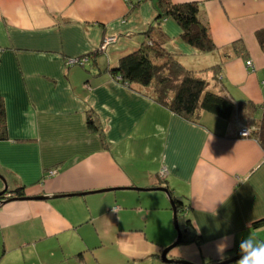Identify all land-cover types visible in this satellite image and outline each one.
<instances>
[{
  "label": "crops",
  "instance_id": "crops-1",
  "mask_svg": "<svg viewBox=\"0 0 264 264\" xmlns=\"http://www.w3.org/2000/svg\"><path fill=\"white\" fill-rule=\"evenodd\" d=\"M172 1L199 4L215 50L188 44L173 18L159 23L157 0H0L5 199L20 187L48 196L0 204V264H180L161 258L178 237L167 194L135 186L168 187L185 206L181 228L189 220L201 235L171 258L212 264L240 254L249 236L264 242V226H253L264 218V148L239 135L263 112L264 0ZM149 29L185 67L218 66L211 87L239 107L230 119L186 118L111 73ZM81 57L84 66L69 64Z\"/></svg>",
  "mask_w": 264,
  "mask_h": 264
},
{
  "label": "trees",
  "instance_id": "trees-1",
  "mask_svg": "<svg viewBox=\"0 0 264 264\" xmlns=\"http://www.w3.org/2000/svg\"><path fill=\"white\" fill-rule=\"evenodd\" d=\"M157 4L159 23L164 19L173 18L180 25L182 38L188 44L202 52L216 49L207 26L200 19L197 2L174 3L172 0H157ZM146 35V42L137 51L123 57L119 65L110 70L113 75L120 77L126 84H140L152 88L155 101L186 118L197 120L202 110L225 119H230L236 113L239 107L228 95L212 90V87L214 89L220 87L218 66L200 70L189 69L163 50L160 32L155 33L149 29ZM257 38L264 49V28L257 31ZM208 71H212V79L207 78ZM262 110V116L252 126L251 136H254L264 148V105ZM89 122L94 126L91 117ZM6 136V110L3 100L0 99V139ZM11 192L15 196H25L21 187ZM174 199L178 212L183 211L185 208L183 202L175 197ZM253 226L256 228L264 226V218L255 221ZM182 230L181 244L202 241L201 235L196 233L189 220L183 225Z\"/></svg>",
  "mask_w": 264,
  "mask_h": 264
},
{
  "label": "water",
  "instance_id": "water-1",
  "mask_svg": "<svg viewBox=\"0 0 264 264\" xmlns=\"http://www.w3.org/2000/svg\"><path fill=\"white\" fill-rule=\"evenodd\" d=\"M0 179H2V181L4 182V188L2 190H0V204L10 200V199H47L48 196L46 195H38V196H34V197H29V196H21V197H9L8 199H5V196L7 195V193L9 192L8 191V184L6 182V179L0 174ZM118 188H121V187H118ZM132 188H135L137 190H148V189H157V190H161V191H164L169 200H170V203H171V206H172V209H173V220H174V225L177 229V232H178V237H177V240L169 245L168 247L164 248L162 253H161V258L162 260L166 261V262H175V263H180V264H195V263H192L190 261H187V260H184V259H177V258H171L169 256V252L172 248H174L175 246L179 245L180 242H181V239H182V235H183V230L181 228V225H180V222H179V218H178V208H177V203L174 199V196L172 195L170 189L166 186H153V187H148V188H144V187H132ZM105 190H109L107 188L105 189H99V190H96V191H105ZM89 192H95V191H89ZM85 192H82V193H71L70 195H73V194H83ZM55 196H59V195H55ZM242 256V253L240 254H237L233 257H230L228 259H225L223 262H216V263H212V264H228L234 260H237L239 259L240 257Z\"/></svg>",
  "mask_w": 264,
  "mask_h": 264
},
{
  "label": "clouds",
  "instance_id": "clouds-1",
  "mask_svg": "<svg viewBox=\"0 0 264 264\" xmlns=\"http://www.w3.org/2000/svg\"><path fill=\"white\" fill-rule=\"evenodd\" d=\"M239 249L242 256L237 261V264H264V242L256 241L249 236L239 244ZM222 251L223 249H221ZM225 259V256L220 255L221 262Z\"/></svg>",
  "mask_w": 264,
  "mask_h": 264
},
{
  "label": "built area",
  "instance_id": "built-area-1",
  "mask_svg": "<svg viewBox=\"0 0 264 264\" xmlns=\"http://www.w3.org/2000/svg\"><path fill=\"white\" fill-rule=\"evenodd\" d=\"M114 40H115V37H108V38L104 39V42L102 43L100 49L105 50L109 44L114 42ZM0 51H1V49H0ZM88 60H89L88 57L73 58V59H69V64H71V65L72 64H80V65L84 66L88 62ZM247 65L253 66L252 61L248 60ZM251 132H252V127L251 128L250 127H242V129H240V131H239V135L242 137H248L251 135ZM49 172H50L49 173L50 175L55 174V171L50 170ZM163 173H164V171L161 172V175L165 176Z\"/></svg>",
  "mask_w": 264,
  "mask_h": 264
},
{
  "label": "rangeland",
  "instance_id": "rangeland-1",
  "mask_svg": "<svg viewBox=\"0 0 264 264\" xmlns=\"http://www.w3.org/2000/svg\"><path fill=\"white\" fill-rule=\"evenodd\" d=\"M248 66V65H247ZM249 67V66H248ZM52 171H55V173H56V170L55 169H52ZM164 171V175H166V170L165 169H161V171H160V176H162L161 175V172H163ZM54 175V174H53ZM162 177H164V176H162ZM157 186H161V185H157ZM155 192H159V193H163L161 190H156ZM165 193V192H164ZM169 204H170V208L172 209V207H171V203H170V201H169ZM170 209V213H171V215H172V219H173V212H172V210ZM177 232V231H176Z\"/></svg>",
  "mask_w": 264,
  "mask_h": 264
},
{
  "label": "bare ground",
  "instance_id": "bare-ground-1",
  "mask_svg": "<svg viewBox=\"0 0 264 264\" xmlns=\"http://www.w3.org/2000/svg\"><path fill=\"white\" fill-rule=\"evenodd\" d=\"M181 244V243H180Z\"/></svg>",
  "mask_w": 264,
  "mask_h": 264
}]
</instances>
